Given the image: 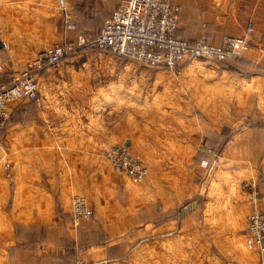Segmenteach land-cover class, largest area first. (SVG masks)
Segmentation results:
<instances>
[{
	"label": "crops",
	"instance_id": "1",
	"mask_svg": "<svg viewBox=\"0 0 264 264\" xmlns=\"http://www.w3.org/2000/svg\"><path fill=\"white\" fill-rule=\"evenodd\" d=\"M172 1L179 38L219 44L253 26L243 56L214 63L195 106L165 104L176 114L149 122L123 84L97 87L102 76L74 65L86 57L39 73V101L11 102L0 130V264H264L239 230L250 208L243 184L264 185V0ZM118 2L0 0V69H25L42 48L98 32ZM115 144L145 162L142 182L100 154ZM76 194L93 209L78 222Z\"/></svg>",
	"mask_w": 264,
	"mask_h": 264
},
{
	"label": "built area",
	"instance_id": "2",
	"mask_svg": "<svg viewBox=\"0 0 264 264\" xmlns=\"http://www.w3.org/2000/svg\"><path fill=\"white\" fill-rule=\"evenodd\" d=\"M179 6L172 0H119L96 33L80 32L75 40L63 41L39 50L31 64L9 82H0V130L5 126L11 102L39 101L38 74L57 70L63 60L82 48H106L127 56L149 67L174 70L190 56L217 61H229L243 56L247 49V35L253 27L248 26L244 35L225 34L220 44H212L205 37L179 38L175 32L179 20ZM63 20L69 30L76 29L70 13L64 12ZM111 167L126 174L134 183L147 176V166L125 144H115L100 150ZM203 165L208 161L204 160ZM250 209L247 214L244 242L249 249L257 248L264 253V208L259 205L257 183L243 184ZM71 214L78 222L90 218L93 209L88 199L80 194L72 196ZM73 264H107L105 261L86 262L77 258Z\"/></svg>",
	"mask_w": 264,
	"mask_h": 264
},
{
	"label": "rangeland",
	"instance_id": "3",
	"mask_svg": "<svg viewBox=\"0 0 264 264\" xmlns=\"http://www.w3.org/2000/svg\"><path fill=\"white\" fill-rule=\"evenodd\" d=\"M76 30L77 26L76 29L72 31ZM244 34L245 31L242 35ZM74 55L88 58H85L84 62H78L74 65L77 67H82V69L94 71L96 74H98L97 78L99 76L104 78V80L100 79L101 81L95 79V84L97 87H101L104 81H110L111 83L119 82L123 84L121 85L120 92L127 96L138 98L140 101V108L142 109L140 116H142L143 122L152 121L153 117L155 119H165L166 117L170 116L169 112L171 114H176L175 111H164L166 108L165 104H167V106L172 109L178 110L179 112L180 105L183 103V101L187 102L188 100L190 102V106H195L197 104V98H199V93L202 92L203 89V81L208 78H210V80L213 79L215 72L214 63L218 62L217 60H211L203 57L192 58V56H190L191 58L187 57L178 68L170 70L166 68L160 69L148 67L136 60L132 61L133 59L130 60L128 58L120 57L117 55V53L106 48H82ZM4 68L7 69L4 70ZM0 70H2L1 74H5V77L0 78V82L5 83L17 76L23 69L21 70L20 68H16L15 71H13L14 69L5 66ZM155 75H157V78H155ZM103 86H105V84H103ZM155 109H157V111H153ZM102 148L105 147H101V149ZM140 160L142 159L140 158ZM203 161L204 160L201 161L202 165ZM208 165L209 162L207 165L203 166ZM257 190L259 195V205L264 208V185L262 182L261 184L259 183L257 185ZM247 201L249 202L248 193ZM244 228L245 227L243 225L239 228L240 233H243V240L246 231ZM263 258L264 254L260 253V261H262Z\"/></svg>",
	"mask_w": 264,
	"mask_h": 264
},
{
	"label": "water",
	"instance_id": "4",
	"mask_svg": "<svg viewBox=\"0 0 264 264\" xmlns=\"http://www.w3.org/2000/svg\"><path fill=\"white\" fill-rule=\"evenodd\" d=\"M3 46V43L0 41V48Z\"/></svg>",
	"mask_w": 264,
	"mask_h": 264
},
{
	"label": "bare ground",
	"instance_id": "5",
	"mask_svg": "<svg viewBox=\"0 0 264 264\" xmlns=\"http://www.w3.org/2000/svg\"><path fill=\"white\" fill-rule=\"evenodd\" d=\"M147 171H148V169H147Z\"/></svg>",
	"mask_w": 264,
	"mask_h": 264
}]
</instances>
